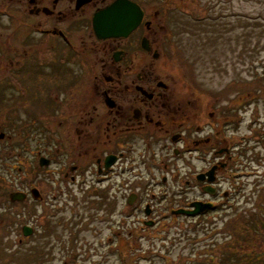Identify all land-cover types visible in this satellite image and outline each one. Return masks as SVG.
Listing matches in <instances>:
<instances>
[{"label":"rangeland","instance_id":"374dc122","mask_svg":"<svg viewBox=\"0 0 264 264\" xmlns=\"http://www.w3.org/2000/svg\"><path fill=\"white\" fill-rule=\"evenodd\" d=\"M149 9L161 13L158 22L166 29L156 44L158 50H167L150 62H156L161 73L174 76L177 93L187 94L184 100L195 101L197 124L203 126L210 112L227 123L234 161L221 192L205 196L196 180L193 187L186 186L204 166L187 155L177 164L178 181L172 177V167L160 165L158 179L152 181L146 165L143 179L120 184L108 177L97 186L103 198L96 199L93 158L101 150L86 155L78 134L71 130L78 118L66 122L57 113L71 99L69 87L72 78L79 79L78 63L68 62L67 76L51 75L48 62L52 56L59 60L62 50H42L43 46L31 54L20 50L27 68L42 65L44 74L32 76L31 87L39 88L45 102L36 93L31 94L32 101L17 103L11 80L18 78L12 73L19 74V69L11 67L10 74L0 70V126L6 137L0 142V264H230L229 257L231 264H260L264 260V228L255 227L264 226V0H153ZM169 32L174 35L171 40ZM26 33L21 28L22 39ZM8 51L0 50V64L16 61L17 55ZM96 105L99 119L108 115L104 98ZM26 142L31 148L24 146ZM172 152L160 151L166 159L175 157ZM21 160L20 171L15 165ZM71 166H80L89 176L86 184L67 183L65 172ZM242 172L251 173L240 176ZM35 186L41 201L32 198ZM168 190L182 193L175 213L194 210L189 202L204 197L214 200L216 207L194 216H175L167 206L171 200H164L167 207L161 214L151 215L158 223L145 225L144 204L124 203L130 193L148 202L152 192ZM19 193H29V198L11 202L10 196ZM25 226L32 228L28 236L23 234Z\"/></svg>","mask_w":264,"mask_h":264},{"label":"flooded vegetation","instance_id":"af4514ba","mask_svg":"<svg viewBox=\"0 0 264 264\" xmlns=\"http://www.w3.org/2000/svg\"><path fill=\"white\" fill-rule=\"evenodd\" d=\"M115 1L0 0V50H9L10 54L17 55L16 61L11 59L9 64L1 62L0 70L5 69V74H10L11 67L19 69L20 75L12 73L18 78L11 80L16 89L17 103L19 99L21 102L24 99V103L32 101L34 96L31 94L36 93L44 101L39 88L31 87L32 76H43L42 65H39L40 68H27L26 62L20 57V50L25 54L39 51L42 46V50H62L59 60L51 57L48 73L56 76L62 74L63 77L68 71V62L73 60V63H78L80 74L79 79L71 80V99H66L63 103L65 108L57 113L66 122L78 118L71 130L78 134L86 155L95 153L98 147L101 150L100 155L93 158L97 172L92 175L95 181L92 191L96 199L103 198L102 190L97 186L108 177L115 182L120 181V184H127L132 178L143 179V166L146 165V172L154 178L152 181L158 179L157 165L172 167V177L178 181L177 164L187 155L201 161L204 166L192 180L186 181V186L193 187L196 180L201 191L206 193L205 196L218 195L234 161L227 123L219 119L216 112H210L203 126L197 124V113L193 111L195 101L184 100L187 94L177 93L174 76L161 73L159 67L155 66L156 62H150V58L157 61L167 53V50H158L159 44H156L166 28L163 22H158L161 13L149 9L153 0H129L141 8L143 15L140 24L128 36L98 37L94 17ZM4 19L7 23H4ZM21 28L28 30L24 37L29 41L22 39ZM167 36L171 40L174 35L169 32ZM86 39L90 42L87 43ZM26 44H30L28 49H24ZM36 69L41 71L35 72ZM101 98L105 99L109 113L99 119L96 104ZM1 129L0 126V142L6 138ZM136 140L140 145H137ZM25 145L31 148L30 143L26 142ZM201 149L209 151L202 153L199 151ZM162 150H173L175 157L166 159L160 153ZM21 162L23 160L19 164H12H16L21 171ZM80 168L71 166L65 172L67 183L77 180L83 185L88 182L89 176ZM245 175L244 172L240 173V176ZM166 177L163 176V183L167 181ZM120 184H116L119 189ZM31 190L32 198L41 201L38 188L35 186ZM170 192L154 191L148 202H144L138 193H130L124 203L130 207L134 202L144 204L148 216L145 225L157 224L152 214H161L165 207L172 206L171 215H174V209L181 206L182 193L174 195ZM19 194L16 199L10 196V201L29 198V193ZM227 194L225 191L224 195ZM164 200L171 202L163 206ZM197 201L211 202L212 208L216 207L214 200H205V197L203 200L190 201L189 206L192 207V203ZM24 228L32 230L31 227Z\"/></svg>","mask_w":264,"mask_h":264},{"label":"water","instance_id":"95a60500","mask_svg":"<svg viewBox=\"0 0 264 264\" xmlns=\"http://www.w3.org/2000/svg\"><path fill=\"white\" fill-rule=\"evenodd\" d=\"M143 12L134 2L129 0H116L108 8L98 12L94 17L95 29L100 39L110 37L128 36L141 22ZM109 161V159H107ZM49 162L48 160H46ZM43 163H46L43 160ZM201 179V178H200ZM20 194L14 195L13 199L19 198ZM194 210H179L176 214L196 215L209 208V204L195 203ZM30 229H24L26 236L30 235Z\"/></svg>","mask_w":264,"mask_h":264},{"label":"trees","instance_id":"16d2710c","mask_svg":"<svg viewBox=\"0 0 264 264\" xmlns=\"http://www.w3.org/2000/svg\"><path fill=\"white\" fill-rule=\"evenodd\" d=\"M208 209H210V208H208ZM259 225H262V224L259 223ZM259 225H255V227H257L258 229H259V227L264 228L263 225H262V226H259ZM252 228H253V227H252ZM253 229H254V228H253ZM258 229H257V230H258ZM254 230H256V229H254ZM249 256H251V255H249ZM238 258H239V257L237 256L236 259H238ZM227 261H230V262H229L230 264L232 263L230 257L228 258ZM260 264H264V260H262V262H260Z\"/></svg>","mask_w":264,"mask_h":264}]
</instances>
